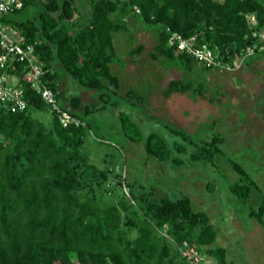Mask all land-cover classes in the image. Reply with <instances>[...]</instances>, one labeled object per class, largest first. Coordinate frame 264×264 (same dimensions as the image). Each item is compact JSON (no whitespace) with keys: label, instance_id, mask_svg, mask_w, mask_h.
I'll return each instance as SVG.
<instances>
[{"label":"trees","instance_id":"1","mask_svg":"<svg viewBox=\"0 0 264 264\" xmlns=\"http://www.w3.org/2000/svg\"><path fill=\"white\" fill-rule=\"evenodd\" d=\"M90 13L83 23L73 0H26L24 6L4 18L29 42H36L35 52L45 74L44 82L59 101V75L55 62L68 75L89 90L120 87L111 64L117 59L113 33L128 31L133 19L154 32V61L171 62L175 68L191 71L195 60L167 44L169 32L184 38L195 37L198 44L211 48L217 60L230 63L256 38L247 16H254L256 31L264 32V0H87ZM29 9V17L16 19ZM139 10V13L136 12ZM116 14L117 20L111 18ZM142 46L129 52L138 56ZM208 72L212 68L201 67ZM203 87H194L186 79L170 80L164 97L191 92L202 95ZM140 103L144 97L134 90L125 95ZM27 107L12 113L0 106V264H188L177 246L195 247L216 264H234L226 249L212 247L216 230L209 216L192 207L187 196L171 199L156 197L153 190L139 191L141 185L130 182L115 169H101L83 155L80 148L89 124L79 115L104 109L90 107L80 97H72L60 106L82 120L79 127H62L40 95L25 85ZM33 110H48L52 125L31 115ZM123 134L132 142L142 143L149 157L159 162L170 159V149L158 133L144 136L138 125L124 112L118 114ZM169 130L193 143L180 129ZM220 134L195 144L191 161L213 162L221 149ZM179 153L185 145L174 143ZM233 169L239 182L230 191L246 201L251 188L258 186L235 161ZM171 164L181 165L179 159ZM123 190L118 201L101 206L97 190L113 196L109 179ZM138 190V191H137ZM250 216L264 228V201ZM134 231L135 235L131 233ZM165 233V235H163Z\"/></svg>","mask_w":264,"mask_h":264},{"label":"rangeland","instance_id":"2","mask_svg":"<svg viewBox=\"0 0 264 264\" xmlns=\"http://www.w3.org/2000/svg\"><path fill=\"white\" fill-rule=\"evenodd\" d=\"M73 3L80 12L76 19L83 23L90 13L88 2L73 0ZM31 11L13 17L25 19ZM111 18L117 20V15ZM127 22V32L112 35L117 59L111 70L120 87L116 91L102 90L109 102L101 100L100 91L82 86L55 62L59 106H66L72 97H80L90 107L106 105L91 114L79 113L89 124L81 153L99 168H113L127 181H136L141 185L139 191L153 190L158 198L189 197L193 209L205 212L216 230L212 247L225 248L227 259L234 264H264V230L250 216V211H258L264 201V71L246 65L237 73L224 69L204 72L202 65L195 62L188 72L175 68L171 62L154 61L151 57L154 32L133 19ZM138 45L142 46L140 54L130 58L129 52ZM238 73H244L245 77ZM177 78L191 81L194 87L201 85L202 95L186 92L164 97L162 92L169 81ZM128 90L138 92L144 100L140 103L126 100ZM120 112L129 115L144 136L155 132L163 137L170 149L169 161L149 157L142 143L127 139L120 127ZM31 115L51 127L48 110L31 109ZM169 127L187 132L193 143L174 134ZM215 133L223 139L213 162L191 161L189 156L195 144L210 140ZM174 143L185 145L186 152H177ZM171 159H179L182 164H171ZM231 161L238 163L258 186L251 188L246 201L230 191V186L240 179ZM115 181L113 178L108 181L113 196L96 191L101 206L118 201L122 195L123 189ZM131 235H135L134 231ZM201 264L216 262L202 255Z\"/></svg>","mask_w":264,"mask_h":264},{"label":"built area","instance_id":"3","mask_svg":"<svg viewBox=\"0 0 264 264\" xmlns=\"http://www.w3.org/2000/svg\"><path fill=\"white\" fill-rule=\"evenodd\" d=\"M25 1L0 0V106L12 113L23 112L27 107L25 100L27 85L40 95L62 127H79L83 125L82 120L60 107L54 92L44 82L45 71L35 52L36 42H29L24 34L4 20L19 11ZM136 12L139 13V10L136 9ZM247 19L256 41L253 45L245 47L230 63L217 60L214 51L205 44H198L195 37L184 38L169 28L167 44L177 52L192 57L206 68L233 71L240 68L248 57L264 52V32L253 29L256 25L254 16H247ZM123 190L127 193L126 187L123 186ZM177 248L188 264H201L202 255L195 247L184 243Z\"/></svg>","mask_w":264,"mask_h":264},{"label":"crops","instance_id":"4","mask_svg":"<svg viewBox=\"0 0 264 264\" xmlns=\"http://www.w3.org/2000/svg\"><path fill=\"white\" fill-rule=\"evenodd\" d=\"M246 65H250V66H253L257 71H264V52L263 53H260V54H255L253 56H250L248 57L245 62L243 63V65L238 68V69H235L233 72L234 73H237L239 72L241 69L244 68V66ZM237 75H241V76H244L245 77V74L244 73H238ZM247 79L250 78L249 76L246 77ZM264 78V77H263ZM261 226V225H260ZM262 227V226H261ZM263 228V227H262ZM264 230V228H263Z\"/></svg>","mask_w":264,"mask_h":264}]
</instances>
